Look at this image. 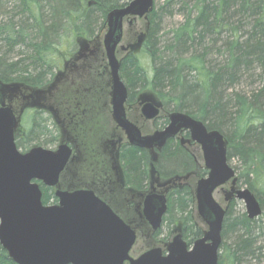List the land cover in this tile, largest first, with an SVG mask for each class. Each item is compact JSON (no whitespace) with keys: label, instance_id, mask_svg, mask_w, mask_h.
<instances>
[{"label":"water","instance_id":"obj_1","mask_svg":"<svg viewBox=\"0 0 264 264\" xmlns=\"http://www.w3.org/2000/svg\"><path fill=\"white\" fill-rule=\"evenodd\" d=\"M153 8L154 0H131L124 7L110 10L99 33L91 39L78 40L73 58L66 61L64 70L57 72L44 87L0 80V245L16 264H218L223 222L231 201L242 200L250 220L262 214L254 193L237 187L235 170L228 164L229 143L220 131L209 130L202 121L184 112L172 111L164 129L142 134L126 117L128 92L120 68L122 60L138 51L146 40ZM137 19L143 23L139 35L135 41L124 43L125 24H129V31L133 32L131 25ZM96 54L104 63V78L93 81L99 87L94 86L90 93L100 90L104 98L109 95L116 128L121 129L128 144L145 149L150 155L149 189L144 192L127 187V191H123L120 138L110 133L105 144L110 145L115 180L110 187L109 202L77 182L68 183L66 187L60 185L72 155L65 135H74L72 139L79 143L80 149L85 147V138L75 137L72 127L76 117L68 118L65 105L56 99L58 86ZM162 105L149 91L140 93L135 103L141 107L144 119L157 117ZM28 108L44 109L55 118L65 137L55 150L37 145L25 152L18 149L16 135L23 133L21 120ZM183 130H189L191 139L200 145L208 170L207 177L197 181L193 194L197 217L205 225L203 235L188 249L182 226L178 224L168 243L158 242L159 246L151 245L148 251L133 258L130 252L137 231L149 224L151 232L148 234L155 233L168 210L169 190L183 188L185 181L196 176L189 172L161 181L156 169L159 153L169 139ZM40 183L56 188L57 203H43ZM217 189L225 196L224 205L214 198ZM131 203L134 205L128 207Z\"/></svg>","mask_w":264,"mask_h":264},{"label":"trees","instance_id":"obj_2","mask_svg":"<svg viewBox=\"0 0 264 264\" xmlns=\"http://www.w3.org/2000/svg\"><path fill=\"white\" fill-rule=\"evenodd\" d=\"M11 1L0 0V13L8 16L5 21H0V43L9 50L24 44L28 55L24 64L13 62L2 67L0 80L23 82L32 87L49 83L48 77L54 75L51 69L59 64L57 53L64 46L61 38L64 35L59 31L61 22L73 36V46L80 37L94 36L110 10L128 3L122 0H13L16 2L14 7L6 9ZM178 1L185 11V19L170 31L171 37L164 49L159 46L160 18L154 6L149 15L148 35L141 49L122 61L121 77L125 79L129 98L134 99L142 93L136 94L137 89L152 92L166 112H184L202 121L209 130L220 131L229 143L228 159L240 157L245 184L261 203L260 196L264 194V84L252 92L235 90V85L254 71L264 77V0ZM174 5L175 0H167L160 9L173 14ZM215 47L217 56L212 58ZM33 114L32 123L36 128L16 138L17 146L25 150L28 147L26 140L34 139L40 132L45 136L43 131L37 132L41 114L35 111ZM28 133L33 137L25 138ZM53 136L39 145L45 146L59 139V134ZM169 155L172 161L186 167L185 171L192 170V163L182 148L177 147ZM122 156L127 160L128 182L144 189L148 185L149 157L137 147L124 148ZM41 188L44 204L57 202L52 189ZM170 197L168 213L172 208L177 213H187L193 204V194L188 188L177 190ZM261 205L264 209V202ZM182 220L183 223L177 224L183 227L184 238H187L184 229L195 227L192 213L188 212ZM168 221H172L171 217ZM256 227L262 230V226L248 219L246 213L232 217L229 207L222 237L225 239L232 233L235 243L223 246L224 253L220 254L218 264H241L245 258L257 257L264 247H257V238L253 235ZM203 228L192 232V241L202 235ZM173 229L174 226L169 234ZM0 264H16L1 245Z\"/></svg>","mask_w":264,"mask_h":264},{"label":"flooded vegetation","instance_id":"obj_3","mask_svg":"<svg viewBox=\"0 0 264 264\" xmlns=\"http://www.w3.org/2000/svg\"><path fill=\"white\" fill-rule=\"evenodd\" d=\"M137 21L138 20L133 21L131 26H136ZM126 25L127 27H129V24L126 23L125 26ZM133 33L136 34L137 31L133 29ZM74 54L68 59L66 58L63 59V61L62 59L59 58L60 63L58 64V67L62 65V69H60L58 72L64 70V63L66 61H69L71 58H73ZM87 65L88 68H85ZM103 68H104V63L103 61H101L99 54H96V56L93 59H91V61H89L86 65H83L78 71H76L72 75L65 77L58 86L56 99L59 98L60 101H62V103L65 105L68 118L69 116L76 117V123L72 127L73 133L76 132L75 137L85 138V142H84L85 147L84 149H80L79 143L72 139L74 138V135L72 137L70 133L65 135L67 139L66 140L67 144L72 149V155L68 161L65 171L62 173V177L60 178V185L62 187L64 186L66 187L68 183L77 182L83 188L92 189L95 192L101 190L106 192L109 191V187L112 186L115 177L111 166L112 155L110 153L111 150L110 145L109 147H106L105 139L109 138V135H111L110 133H112L114 137L118 136L120 138V141L118 142L120 145L119 162L124 173V182H125V186L121 187V189L123 191H127L126 190L127 187L134 188V186L130 185V183L128 182L129 179L126 176L127 171L124 165L122 164L123 162L122 154L124 152V148H128V147L131 148L135 146L128 144L121 129L116 128V124L114 123L112 117V107L110 104L109 95L107 94V96L104 98L103 93L100 90L98 91L99 93H95V94L90 93L91 89H94L93 87L97 85V83L93 81L104 78ZM55 75L53 76V79ZM127 92H128V97L125 104L126 117L132 123H135V125L140 129L142 134L151 133L155 130H162L168 125L169 123L168 114L170 112H166L164 110V105H162V107L160 108L157 117H155L154 119H144V117L142 116L141 107L135 106L138 95L134 99H130L128 88H127ZM27 111L28 112L35 111V112H39L40 114L46 112L49 114V117L53 120L54 124H56L53 115L50 112L45 111L44 109H26L23 115ZM22 120H23V116H22ZM161 120L167 122V124L165 123V126L163 128H160V126L157 124V122ZM57 126L59 128V133H58L59 139L56 142H58L59 144L63 138L65 139V137L60 130V126L59 125ZM76 130H78V132ZM177 147L182 148L185 151L187 157L189 159L192 158L193 162L197 164L195 167L196 170L192 169L189 171V172L195 171L197 176L195 177L196 181L194 182L193 185H192V180L194 179V177L191 180L185 181L183 188L169 190V192L167 193L168 208H169V201L171 198L170 195L172 193H174L177 190H182L184 188H188V190H191V192H193V190H195L194 188L196 187L197 181L203 176H207L208 174V170L205 168L204 164L200 165L196 163L197 160L194 157V152L196 151L199 153V157H201L204 163L203 153L200 145L197 142H195V140L191 139V133L189 130H183L177 136L168 140L166 146L159 153L158 162L160 161L162 154L169 151L170 148H173L174 151ZM141 150H143L147 154V156L150 157L149 152L147 150L145 149H141ZM158 162L156 163V169L160 173L159 169L157 168ZM189 172L186 173L184 172V174H175V175H186ZM175 175H172L170 177H173ZM148 177H149V173H148ZM160 177H161V181L167 179V178H163L161 173H160ZM147 188L139 189V190H144L145 192ZM52 191L54 190L52 189ZM219 191L222 192L221 189H219ZM133 205L134 203H131V206ZM140 213L142 216L141 209H140ZM167 213L163 216V218L166 217ZM147 225L148 227L146 228L141 227L143 228V230L137 231V240L131 252V255L134 257H138L139 255L146 252L150 248V247L148 248L136 247L138 238L140 236V232L142 233V236L144 235L149 236L155 244L158 241L159 242L163 241L156 239L157 236L156 234L158 233V231L156 233L148 234L149 232H151V226L149 224ZM169 240H170V236L167 237L166 242Z\"/></svg>","mask_w":264,"mask_h":264},{"label":"rangeland","instance_id":"obj_4","mask_svg":"<svg viewBox=\"0 0 264 264\" xmlns=\"http://www.w3.org/2000/svg\"><path fill=\"white\" fill-rule=\"evenodd\" d=\"M130 1L131 0H122L121 2L125 3V2H130ZM166 1L167 0H155V9L159 13V18H160V22H159L160 26H159V31H158V36L160 38L159 39V41H160L159 46H161V48H163V49L171 37L170 31L174 27L178 26L179 23H182L185 19V11L181 9L182 4L178 0H175V5L173 6V8H174L173 14H169L166 10L160 9V7L165 6ZM15 4H16V2L12 0L11 4H9V6L6 7V9H8L9 7H14ZM8 11H10V10H8ZM95 15H97V13H95ZM7 18H8V16L5 15L3 12L0 13V21H5ZM98 18L99 17L95 16L96 20H98ZM98 22L100 23L101 20L99 19ZM64 24L65 23L61 22V25L59 26L60 33H63V35H64L63 37H61L62 43L64 46L62 48V51L60 53L59 52L57 53V55H59V58L62 59V61L65 58L68 59L69 57H71L75 53V51L77 50L76 43L73 44V46L71 45V43L73 41V36L70 35V32L67 29L63 28V27H65ZM136 24L137 25L133 27V29H135V31H137L136 34L129 31L131 29L130 27H127V26L125 27L126 35L124 38V43H126L127 41H135L136 40L137 36L139 35L140 28L143 27V23L141 21H137ZM240 35L242 36V30L240 32ZM89 38H91V37H89ZM67 43H69L70 45H65ZM220 44L221 43H219V45ZM26 55H28V48L26 45H24V44L19 45L18 47H16V49L9 50L1 42L0 43V70L2 67L8 66L9 64H11L13 62H22V64H24L25 63L24 60H26V58H27ZM121 55H122V53H120V56ZM211 55H213L212 58H215L217 56V47L213 48V52L211 53ZM59 63H60V61H59ZM60 69H62V65H60V67L57 66L54 69H51V71H53V73L55 75ZM258 73H259V71H254L253 73H251V75L246 74L245 77L242 78L241 83L235 85L236 86L235 90L252 92L254 89L261 87L262 84H264V77L263 78L259 77ZM18 74L19 73H17L16 75H18ZM16 75H13V76H16ZM120 75H121V71H120ZM53 76L48 77L50 79V81L53 79ZM122 80L125 82V79H122ZM143 91H146V90H141V89L138 90L137 89L135 92H136V94H139L140 92H143ZM105 104H107V103H105ZM33 116H34L33 112H28V111L23 115L22 125L26 131H29L30 129H32L34 127L33 123H32ZM39 118L41 121V125L37 128V132H39L41 130L45 133V136H42L40 134L41 133L40 132L37 134V136L34 137V139L26 140V142H28L27 143L28 144L27 149L31 148L32 146L39 145V143L43 142V140L50 139L51 136H53V135L55 136L59 133L58 126L56 124H54L53 120L49 117L48 113L43 112L39 116ZM165 123L167 124V122L164 120L157 122V124L160 126V128H163L165 126ZM34 128H36V127H34ZM28 135H30V134L28 133L25 138H27ZM38 136L41 138V140H39ZM30 137L31 138L33 137L32 134L30 135ZM57 144H58V142H54V143L47 144L43 147H46L48 149H55L57 147ZM40 146H42V145H40ZM19 149L21 151L25 150L23 147L19 148ZM170 151H173V148H170L169 151L162 154L161 159L157 164V168L159 169L163 178H168V177L175 175V174H184V172L185 173L187 172L184 170L186 167L179 165V163L175 162L174 160L172 161V158L169 155ZM194 157L197 160L196 163H198L200 165L204 164L201 157H199L198 152H196V151L194 152ZM189 160L192 163L191 169L196 170L195 167L197 164H195L193 162L192 158H190ZM181 161H183V159H181ZM122 164L126 168L127 160L124 159ZM228 164L232 168H234L236 175L238 177L237 187L241 188V189L247 188V185L245 184V181H244L245 180V178H244V165H243V162L241 161L240 157H238V156L231 157L230 159H228ZM148 167H149V163H148ZM203 177H206V176H203ZM195 181H196V178H194L192 180V185L194 184ZM130 185H132V184H130ZM147 186L148 185H146V187H144V188H147ZM134 188H136V187H134ZM192 188H193V186H192ZM136 189H138V188H136ZM99 193L102 194L108 200H111V198H112L109 191L107 193V192L101 190V191H99ZM224 197H225L224 194L219 190H217L214 193V198L219 203H221L223 205L225 204ZM260 198L262 200L261 203L264 202V194H262L260 196ZM233 200L231 201L229 207L231 210V216L237 218L242 213H246V208H245V204L242 200H237V199L234 201ZM50 203H52V202H50ZM188 212L192 213V218H193L192 224H195V227L189 228V229L187 228L186 230L184 229V231H186L188 234V237L184 238V239L186 240L187 243H189V245H192L193 241L195 240L194 239L192 241V239H191L192 238L191 237L192 232L196 228H200L201 226L204 227V225H203L201 219H199L197 217L196 206L194 204H191V206L187 210V213ZM187 213L186 212L177 213L176 209L172 208L171 213H167V217H166L165 221L162 223V226H161L159 232L156 234L157 235L156 239L166 241L171 228L173 226H175L177 224V222L183 223L184 221L182 220V218L184 216H186ZM170 217H171L172 221L169 223L168 219ZM254 222L257 225L262 226V230H260L258 227H256V232L253 233V235L257 238V241H256L257 247H264V209H263L261 216H259L257 219H254ZM187 225H189V224L187 223ZM257 232H260V234H258ZM223 242H224V244L220 248V254L224 253L223 246L228 247V246H231L235 243L234 234L228 233L226 235L225 239H223L222 243ZM152 244H155L153 242V240L149 236H145V235L142 236V233L140 232V236L138 238V242H137L136 247L137 248H141V247L148 248ZM241 264H264V248L261 249V252L259 253V255L257 257L245 258L242 260Z\"/></svg>","mask_w":264,"mask_h":264},{"label":"bare ground","instance_id":"obj_5","mask_svg":"<svg viewBox=\"0 0 264 264\" xmlns=\"http://www.w3.org/2000/svg\"><path fill=\"white\" fill-rule=\"evenodd\" d=\"M106 17H107V14H106V16H105V19H104V21H103L101 27H100L98 30H96V33L99 32L100 29L102 28V26H103V24H104V22H105V20H106ZM121 65H122V64H121ZM169 112H172V111H169ZM222 241H223V237H222Z\"/></svg>","mask_w":264,"mask_h":264}]
</instances>
